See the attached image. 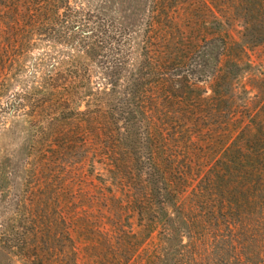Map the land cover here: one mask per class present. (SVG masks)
I'll use <instances>...</instances> for the list:
<instances>
[{
	"label": "trees",
	"instance_id": "1",
	"mask_svg": "<svg viewBox=\"0 0 264 264\" xmlns=\"http://www.w3.org/2000/svg\"><path fill=\"white\" fill-rule=\"evenodd\" d=\"M253 1L235 0V42L151 1L0 0V94L25 74L29 144H55L42 156L70 173L102 168L69 215L0 229V264H264V105L235 101L233 50L264 44Z\"/></svg>",
	"mask_w": 264,
	"mask_h": 264
},
{
	"label": "rangeland",
	"instance_id": "2",
	"mask_svg": "<svg viewBox=\"0 0 264 264\" xmlns=\"http://www.w3.org/2000/svg\"><path fill=\"white\" fill-rule=\"evenodd\" d=\"M150 1L151 6H167L175 14V19L184 23L189 21L187 15L194 12L190 19L196 25L199 22L206 25L208 30L201 32L206 38L217 34L213 25L216 21H221L227 38L230 41H240L242 24L234 15V7L237 4L235 0H124L123 6L141 7ZM257 2L254 0L252 3L255 5ZM123 19L126 20L124 16ZM233 53H236L234 57H237L235 59L241 61L240 63L248 65L235 83L236 105L241 113H244L246 107L258 109L264 105V44L247 46L243 51L234 49ZM30 54L35 55L37 51ZM24 77L25 74H22L23 83L11 92L0 94V229L16 226L20 217H25L28 213L33 214L37 208H43L51 216H56L60 211L69 215L75 206L81 207L77 202L80 191L89 193L90 186L97 185L95 179H90V175L97 177L99 172L102 175L101 166L95 164L93 170L89 160L84 162L80 169L76 167L72 174L67 171L68 164L55 162L49 154L42 156L46 151H50L51 147L55 148V144L43 143V147L40 144L33 147L29 144L31 133L38 138L33 129H39L38 123H33V120L27 117V107L21 108L12 103L13 93L22 92L26 81ZM211 81L209 79L200 85L206 90L203 94L205 97L211 94ZM80 171L83 172L79 174ZM85 172L88 177L83 176ZM78 180H84L85 183L80 184ZM44 196H47L46 199ZM63 206L66 210L62 209Z\"/></svg>",
	"mask_w": 264,
	"mask_h": 264
}]
</instances>
